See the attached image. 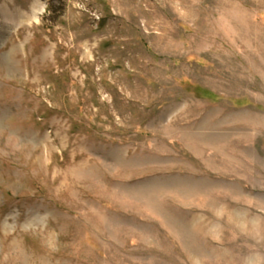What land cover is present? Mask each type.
I'll return each instance as SVG.
<instances>
[{"label":"rangeland","instance_id":"1","mask_svg":"<svg viewBox=\"0 0 264 264\" xmlns=\"http://www.w3.org/2000/svg\"><path fill=\"white\" fill-rule=\"evenodd\" d=\"M46 222L48 264H264V0H0V254Z\"/></svg>","mask_w":264,"mask_h":264},{"label":"clouds","instance_id":"2","mask_svg":"<svg viewBox=\"0 0 264 264\" xmlns=\"http://www.w3.org/2000/svg\"><path fill=\"white\" fill-rule=\"evenodd\" d=\"M50 220V214H46ZM11 238L7 249L0 254V264H48V260L60 249L61 232L49 227L48 222L39 227H22L7 233ZM30 237L39 243L40 255L26 243Z\"/></svg>","mask_w":264,"mask_h":264}]
</instances>
